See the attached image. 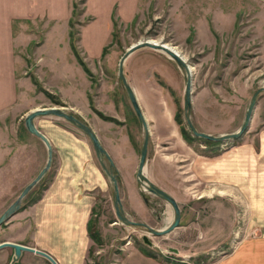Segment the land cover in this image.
Listing matches in <instances>:
<instances>
[{"label":"rangeland","instance_id":"1","mask_svg":"<svg viewBox=\"0 0 264 264\" xmlns=\"http://www.w3.org/2000/svg\"><path fill=\"white\" fill-rule=\"evenodd\" d=\"M83 1L77 0L78 12L72 15L75 39L86 19H82ZM157 3L154 0L132 22H118L103 57L90 61L89 78L93 89L98 90L106 114L125 118L124 123L113 122L123 123V132L130 135L127 141L118 138L116 142L112 138L116 142L112 149L119 165L115 168L124 212L132 220L161 228L172 220L173 208L168 201L145 189L136 177L144 130L119 78V59L131 44L144 39L176 48L191 68V105L187 114L193 125L212 134L234 131L243 121L252 93L264 84V4L258 0H161V4ZM26 25L37 26L33 29L37 30L38 40L46 20L28 21ZM33 45L31 42L28 48L23 46L21 51L17 50L22 59L21 64H16V73L26 78L18 79L15 102L0 109V212L17 197L47 158L44 143L24 125L25 110L29 106L53 102L31 80L30 76L37 78L39 71L32 54ZM124 70L130 75L133 86L130 85L135 87L148 126V172L153 178L150 180L177 200L180 224L164 234H152L142 225L124 223L114 212L111 183L93 206L91 229L99 234L101 241L91 237L88 264H147L141 260V249L154 256L150 258L151 264H214L245 232L247 204L232 187L195 178L189 167L192 147L217 151L239 139L207 141L195 136L191 142L185 140L175 112L187 135H192L183 107L186 72L165 52L149 46L139 47L126 56ZM90 100L93 104L91 94ZM54 105L62 104L54 102ZM89 112L90 116H96L93 108ZM251 120L254 126L256 120L259 125L264 123V90L257 95ZM48 180L47 170L22 198L19 210L38 199ZM14 214L0 225V241L10 240L9 236L23 231L26 220L13 225L17 220L12 217ZM143 234L147 235L148 243L142 240Z\"/></svg>","mask_w":264,"mask_h":264},{"label":"crops","instance_id":"2","mask_svg":"<svg viewBox=\"0 0 264 264\" xmlns=\"http://www.w3.org/2000/svg\"><path fill=\"white\" fill-rule=\"evenodd\" d=\"M74 1L77 0H0V109L17 98L18 79L26 78L16 73V64H21L22 59L17 50L21 51L23 46L28 48L32 42L40 84L61 99L62 106L89 122L115 166H119L112 145L118 138L127 141L129 136L123 132L124 124L102 119L97 114L89 115V94L94 106L104 113L106 111L105 105H101L98 90L93 89V81L71 48L69 19ZM153 1H83L82 19H86L80 25L74 42L88 67L90 61L103 57L118 22H132L144 8L149 9ZM258 1L264 4V0ZM156 2L161 4V0ZM40 19L46 20V26L42 37L36 40L37 30L33 28L37 26L29 28L26 22ZM125 76L133 86L126 71ZM52 105L54 102L32 105L25 113L35 107ZM33 121L52 146V161L47 169L49 180L38 199L12 216L17 219L13 225L26 221L23 231L8 239L46 251L57 264H88L93 206L96 198L111 185L109 176L102 168L91 141L75 124L54 114L37 115ZM250 123L239 140L217 151H200L191 146L193 154L189 167L195 178L228 185L238 191L247 204L245 232L214 264H264V123L259 125V120H256V126L252 120ZM148 166L149 158L146 157L144 173L152 180ZM11 255L10 247L0 248V264H8ZM140 256L141 260L151 264V256L144 253ZM12 264L53 263L42 254L24 250Z\"/></svg>","mask_w":264,"mask_h":264},{"label":"water","instance_id":"3","mask_svg":"<svg viewBox=\"0 0 264 264\" xmlns=\"http://www.w3.org/2000/svg\"><path fill=\"white\" fill-rule=\"evenodd\" d=\"M142 46H149L154 49H159L163 52H165L170 58L174 59L179 67L184 68L186 72V79H185V86H184V94H183V106L185 109V119L187 122V125L189 129L191 130L192 134L199 136L201 138L211 139L214 141H222V140H235L238 139L241 134L248 128L249 122L251 120V115L257 100V95L260 91L264 90V84L257 87L254 92L251 95V98L249 100V103L247 105L243 121L241 122L240 126L231 132L228 133H221V134H212L206 131L198 130L193 123L191 122L189 116L187 115V112H189V108L191 105V78H190V71L189 66L185 62L184 58L181 54H179L174 48H172L170 45L164 42L159 41H151L150 39H144L141 41H138L136 43L131 44L126 51L121 55L118 63V75L121 80V82L124 85V88L126 90V93L128 95V98L130 100V103L138 117V119L141 121L143 128H144V139L142 142V145L140 147V155H139V161H138V167L136 170V175L139 180H141L145 187L161 196L165 200H167L172 208H173V218L166 226L161 228L153 227L149 224H147L144 221L139 220H132L126 216V214L123 211L122 202H121V196L120 191L118 187V182L116 178V174L113 172L114 168V161L107 151V149L102 145L99 137L97 136L94 129L88 124V122L82 118L81 116H77L74 112L68 111L64 106L62 105H52V106H44V107H35L29 112L26 113L24 116V125L26 129L39 137L45 144L47 148V158L45 164L40 168V170L37 172V174L29 181L27 182L23 188L18 193L17 197L10 202L3 210L0 212V225L4 223L12 214L17 212L20 208V203L22 198L28 193V191L35 185L36 182L41 179V177L45 174L47 169L49 168L51 161H52V146L47 138V136L41 132L34 124V117L41 114H54L58 116H62L71 123L75 124L78 128L82 129L90 138L93 149L97 155V157L100 159L101 164L105 170V172L108 174L113 187V205L116 217L123 221L126 224H135V225H143L147 228L149 232L152 234H164L174 227L178 226L180 224V218H181V210L178 205L177 200L174 198L172 194L164 190L163 188L157 186L154 184L144 173L145 163H146V154H147V142H148V127L147 122L145 119V116L141 110V107L137 101V97L135 95V91L133 87L130 85V83L127 81L126 76L123 71V64L126 56L132 52L133 50L142 47ZM105 159L108 162V165L105 164ZM143 239L147 241V235H143ZM10 247L12 249V255L10 258V261L8 264H12L13 262L17 261L24 250L28 251H35L39 254H42L43 256L47 257L53 264H57L55 259L46 251L36 248L34 246L13 241V240H2L0 241V248L3 247Z\"/></svg>","mask_w":264,"mask_h":264},{"label":"trees","instance_id":"4","mask_svg":"<svg viewBox=\"0 0 264 264\" xmlns=\"http://www.w3.org/2000/svg\"><path fill=\"white\" fill-rule=\"evenodd\" d=\"M77 1H74L73 2V8H72V15H75L77 12H78V10H77ZM72 18H73V16H71V18L69 19V26H70V28H69V36H70V44H71V48H72V50H73V52H74V54H75V57L77 58V60H78V62L81 64V66L83 67V69L86 71V73L89 75V76H91L92 75V71H91V69L87 66V64L85 63V61L83 60V58L81 57V55L79 54V52H78V50H77V48H76V45H75V42H74V40H75V35H74V28H73V23H74V20H72ZM31 77V80L36 84V86H37V88H38V86H39V88H38V90L40 89V90H42L53 102H55V103H59V104H63V102L61 101V99H59L58 97H56L53 93H51V92H49L48 90H46L41 84H40V82L37 80V78H35V76L34 75H31L30 76ZM163 86H166L172 93H173V90L171 89V87L170 86H168L165 82H163L162 80H161V82H160ZM175 102H176V104H177V106H178V101H177V99L175 98ZM90 106L98 113V115L100 116V117H102V118H104V119H108V120H114L115 122H117V123H119V120L118 119H116L115 117H113V116H111V115H108V114H105L104 112H102L101 110H98V109H96L95 107H94V105L92 104V100H90ZM176 111H177V109H176ZM175 114H176V117H175V120L178 122V124H179V126H180V131H181V133H182V135L184 136V138H185V140L187 141V142H191V140H192V138L194 137V136H192V135H187V130L185 129V128H182V125H181V118H180V116H179V114H178V112H175ZM136 117V116H135ZM137 118V117H136ZM186 130V131H185ZM186 133V134H185ZM207 141H213V140H208V139H206ZM21 207V206H20ZM90 235H91V237L94 239V241H96V242H99V241H101V237L99 236V234L98 233H96V232H93V230L91 229V224H90ZM142 250V252L144 253V254H146V255H149V256H152V257H154L152 254H151V252H149V251H146V250H143V249H141Z\"/></svg>","mask_w":264,"mask_h":264},{"label":"flooded vegetation","instance_id":"5","mask_svg":"<svg viewBox=\"0 0 264 264\" xmlns=\"http://www.w3.org/2000/svg\"><path fill=\"white\" fill-rule=\"evenodd\" d=\"M184 107V106H183ZM92 108V107H91ZM99 110V109H98ZM102 111V110H101ZM94 112L98 115V113L94 110ZM103 112V111H102ZM133 112H134V115L137 117V115H136V113H135V111H134V109H133ZM186 113V112H185ZM106 114V113H105ZM188 115V114H187ZM99 116V115H98ZM111 116H113V115H111ZM82 117V116H81ZM100 117V116H99ZM113 117H115L116 119H118L116 116H113ZM83 118V117H82ZM100 118H102V117H100ZM85 119V118H84ZM102 119H104V118H102ZM86 120V119H85ZM105 120H108V119H105ZM119 120V119H118ZM87 121V120H86ZM110 121H114V120H110ZM120 121H122L123 123H124V121H125V118L124 119H122V120H119V122ZM137 121H140L139 119H138V117H137ZM88 122V121H87ZM115 122V121H114ZM141 122V121H140ZM122 123V124H123ZM88 124H89V122H88ZM142 124V123H141ZM90 125V124H89ZM91 126V125H90ZM143 126V125H142ZM92 127V126H91ZM148 127V126H147ZM189 128V127H188ZM82 130V129H81ZM143 130H144V128H143ZM190 130V129H189ZM83 131V130H82ZM191 131V130H190ZM84 132V131H83ZM85 133V132H84ZM192 133V132H191ZM86 134V133H85ZM144 134H145V132H144ZM144 134H143V138H142V141H141V144H140V147H141V145H142V142H143V139H144ZM182 134V133H181ZM87 135V134H86ZM128 135H129V133H128ZM194 137L196 136V135H194V134H192ZM88 136V135H87ZM183 136V135H182ZM129 137H130V135H129ZM197 137H199V136H197ZM89 138V137H88ZM206 139V138H205ZM89 140H90V138H89ZM131 140V139H130ZM208 140H211V139H208ZM91 141V140H90ZM214 141V140H213ZM148 143H149V132H148V142H147V150H148ZM95 152V151H94ZM96 154V153H95ZM139 155H140V150H139ZM97 156V155H96ZM146 157H147V154H146ZM98 158V157H97ZM99 159V158H98ZM106 160V159H105ZM138 161H139V159H138ZM99 162H100V164H101V161H100V159H99ZM106 165H108V162H107V160H106V163H105ZM101 166H102V164H101ZM137 167H138V164H137ZM137 167H136V170H137ZM102 168H103V166H102ZM104 169V168H103ZM105 171V170H104ZM113 172L116 174V178H117V182H118V172H117V169L115 168V163H114V168H113ZM135 174H136V171H135ZM108 175V174H107ZM136 177H137V175H136ZM110 179V178H109ZM137 179H138V177H137ZM139 180V179H138ZM140 181V183L141 184H144L141 180H139ZM110 182H111V180H110ZM112 183V182H111ZM158 186V185H157ZM119 187V186H118ZM144 187H145V185H144ZM160 187V186H159ZM162 188V187H161ZM145 189H147L146 187H145ZM148 190V189H147ZM165 190V189H164ZM149 191V190H148ZM149 192H151V191H149ZM168 192V191H167ZM153 193V192H152ZM155 194V193H154ZM157 195V194H156ZM159 196V195H158ZM161 197V196H160ZM144 198V200H145V202H146V198L145 197H143ZM164 199V198H163ZM167 201V200H166ZM122 202V201H121ZM114 206V205H113ZM123 207V206H122ZM123 211H124V208H123ZM114 212H115V210H114ZM125 213V212H124ZM116 215V214H115ZM139 221H141V220H139ZM145 222V221H144ZM135 225V224H134ZM143 226V225H142ZM145 227V226H144ZM146 228V227H145ZM147 229V228H146ZM144 235V234H143ZM142 240H144L143 239V236H142ZM145 241V240H144ZM145 242H149V240L147 239V241H145Z\"/></svg>","mask_w":264,"mask_h":264},{"label":"bare ground","instance_id":"6","mask_svg":"<svg viewBox=\"0 0 264 264\" xmlns=\"http://www.w3.org/2000/svg\"><path fill=\"white\" fill-rule=\"evenodd\" d=\"M152 41V40H151ZM172 47V46H171ZM172 48H174V47H172ZM177 52H178V50L176 49V48H174ZM191 70V68H190V65H189V71Z\"/></svg>","mask_w":264,"mask_h":264}]
</instances>
